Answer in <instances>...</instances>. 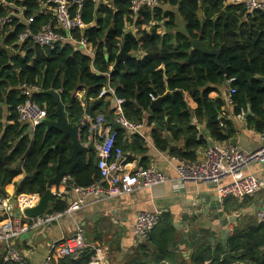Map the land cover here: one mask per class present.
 I'll list each match as a JSON object with an SVG mask.
<instances>
[{
    "label": "trees",
    "instance_id": "trees-1",
    "mask_svg": "<svg viewBox=\"0 0 264 264\" xmlns=\"http://www.w3.org/2000/svg\"><path fill=\"white\" fill-rule=\"evenodd\" d=\"M45 1L0 0V17H6L11 10L23 11V16L12 17L10 24H0V196L6 195L5 187L22 172L25 178L17 186V195L42 196L56 174V166L60 171L71 167V137L56 147L60 132L40 124L30 133L29 124L18 120L17 108L28 99L46 109L47 119H56V105L46 91L59 92L71 125L79 126L85 112L93 116L105 114L112 123L116 116L112 101L99 98L109 83L117 97L125 100L126 118L151 128L155 148L188 162L197 161L211 140L224 143L232 134L231 123L221 124L225 101L210 98L218 86L229 84L235 90L231 98L235 114H241L249 105L253 114L250 122L258 133L264 130V84L256 78L264 77V12L249 13L227 0H159L157 7L142 10L130 29L131 0L88 2L81 10L86 28L76 31L74 37L85 38L96 47L91 57L70 42L55 50L32 41L18 43L26 29L36 33L54 20L51 12L39 14ZM199 12L203 14V24ZM222 12L225 15L218 18ZM29 19L30 25L26 23ZM159 28L163 32L158 33ZM190 38L200 39L209 50L219 49L220 65L216 57L193 51ZM122 44L128 55L144 56L128 59L110 70ZM27 87H38L40 92L24 95L25 90H30ZM78 91L83 92L82 101L75 97ZM186 93L197 104L194 111L186 101ZM161 97L163 111H152L151 103ZM89 101L94 102L92 107L87 105ZM193 118L205 123L209 140L196 130ZM180 127H187V144ZM87 132V128L80 131L83 143L88 140ZM132 138L129 143L126 131L117 130V146L123 148L128 161L143 155L140 164L148 167L145 139L139 134ZM100 179L95 151L81 153L72 176L74 185L89 187ZM63 200L56 199L47 212L66 211L68 204ZM174 234L171 216L163 215L150 239L139 244L124 264H178L169 251ZM226 254L231 255L232 263L264 264V220L251 217L247 223L238 222L225 242L200 243L191 263L231 264L224 258ZM93 255L88 250L77 259L55 256L53 264H90ZM0 264L17 263L5 262L1 257Z\"/></svg>",
    "mask_w": 264,
    "mask_h": 264
},
{
    "label": "built area",
    "instance_id": "built-area-1",
    "mask_svg": "<svg viewBox=\"0 0 264 264\" xmlns=\"http://www.w3.org/2000/svg\"><path fill=\"white\" fill-rule=\"evenodd\" d=\"M100 0H47L40 6L39 14L51 12L54 20L43 26L38 32L26 29L18 37V43L32 41L34 44L55 50L64 42H70L79 47L82 51L94 57L96 47L85 38L77 40L74 37L76 31L82 32L86 25L81 18V10L88 3H99ZM4 3V1H2ZM228 4L241 5L249 13L264 12V0H227ZM160 5L159 0H131L130 18L133 20L129 24L132 29L138 20L139 13L146 8H155ZM23 11L11 10L6 17H0V24L7 25L12 22V17H22ZM28 25L31 19L26 20ZM113 65L110 70H113ZM109 76V74H107ZM235 81L231 79L230 82ZM24 95L39 93L40 88H26ZM235 93L230 89V95ZM75 97L80 101L83 99V92L78 91ZM109 97L114 101L115 118L113 124H119L121 129L127 133V137L139 134L144 139L143 131L145 124H134L130 122L124 114L125 100L117 97L116 89L109 83L102 88L99 98ZM85 102L82 105L85 107ZM18 120L23 124H29L34 129L47 119V111L28 99L17 108ZM193 124L201 136L202 127L200 123L193 119ZM110 127V126H109ZM88 129V145L94 142L97 154V167L100 173V181L89 187H77L70 182L69 177L62 180L59 192H54L56 199H63L69 192L74 191L80 195V199L72 202L66 211L62 213L44 215L29 219L23 214L27 208L36 206L41 196L38 194H21L16 197L0 196V242L5 245L2 258L5 262L23 264V256L14 246L13 241L20 239L31 231H35L59 218L70 215L79 210L83 204V199L88 197L106 198L118 197L130 194L136 190L153 188L164 185L170 178L160 171L156 166L144 167L141 164L129 162L122 147L117 146V130L111 126L107 127V118L104 115L93 116L88 112L84 113L79 124V130ZM260 146L254 151H244L234 145H222L216 142H209L203 150L202 157L195 162H188L172 156L175 163L177 180L180 183L202 184L208 183L215 186L217 199L223 202L226 198L242 200L249 196H254L264 189V180L258 178L247 170L252 165H264V130L259 133ZM164 211L162 209L153 212L142 211L137 213L133 234L141 242L150 239L153 231L159 225ZM259 221L264 220L263 211L258 213ZM92 251L94 255L90 264H107L104 251L86 242L85 233L82 228H77L74 235L61 240L54 241L47 253L44 264H53V258L72 257L77 259L85 251Z\"/></svg>",
    "mask_w": 264,
    "mask_h": 264
},
{
    "label": "crops",
    "instance_id": "crops-1",
    "mask_svg": "<svg viewBox=\"0 0 264 264\" xmlns=\"http://www.w3.org/2000/svg\"><path fill=\"white\" fill-rule=\"evenodd\" d=\"M161 32L163 29L159 28L158 33ZM136 54L138 58L144 56V53ZM185 97L189 107L194 111L197 104L192 96L186 93ZM210 98H220L225 101L220 118L221 124H232L231 136L220 144L234 145L244 151L257 150L260 146L259 133L250 122L253 115L250 106L248 105L241 114H235L236 105L231 100L229 84L218 86L217 91L210 94ZM106 100H111L114 108L113 99L107 97ZM84 104L87 107L86 103ZM87 105L92 107L94 102L89 101ZM101 115L105 116V114ZM198 122L202 127L203 137L209 140L210 136L205 123ZM109 126L114 128L113 121L111 123L107 119V127L110 128ZM150 131L151 128L145 126L143 135L147 147L144 155L147 158L146 164L156 166L170 178V181L164 185L136 190L113 198L104 196L84 198L79 210L35 230L34 235L29 239L13 241L16 249L23 256V264H44L50 245L56 240L74 235L77 228L84 230L87 243L104 251L107 264H124L142 243L133 234V224L137 213L153 212L158 209H162L164 215L171 216L172 226L175 229L169 251L176 256L178 264H193L191 258L200 243L225 242L238 222L247 223L251 217L259 220V208L264 206V189L254 196L244 198L245 200L226 198L223 202H219L215 186L212 184L180 183L177 180L175 163L171 160L172 156L155 148ZM127 138L129 143L133 141L132 136ZM211 142L214 141L211 140ZM84 144L86 145L87 142ZM202 154L203 151H200L199 156L202 157ZM142 156L131 162L140 164ZM18 167L22 168L21 165ZM247 172L264 180V165H252ZM24 178V172L14 178L12 183L5 187L6 195L18 196L17 186ZM80 197L71 191L65 195L63 201L69 206ZM238 205L243 207L239 208ZM4 248L5 245L0 242V259Z\"/></svg>",
    "mask_w": 264,
    "mask_h": 264
},
{
    "label": "water",
    "instance_id": "water-1",
    "mask_svg": "<svg viewBox=\"0 0 264 264\" xmlns=\"http://www.w3.org/2000/svg\"><path fill=\"white\" fill-rule=\"evenodd\" d=\"M224 15H225V12H222L218 18H221ZM198 16H199V21L201 22V24H203L204 23L203 14L201 12H199ZM190 42H191V46H192L193 51H198V52H201L203 54L216 57V64L220 65L219 61H218V57L220 54L219 49H216L215 47H213L210 50L207 49L200 39L190 38ZM136 58H138V55L137 54L128 55L124 51L123 44H122L121 50L117 55L116 62L114 64L113 68L116 69L120 63L126 62L128 59H136ZM222 69L224 72H226L225 68L222 67ZM256 78L264 84V77L257 76ZM44 93L46 95L51 96L54 100V103L56 105V111H55L56 119L53 121L49 120V119H45L44 121H42V124L48 130L55 129L62 134L61 138L56 143V147L60 146L61 143L66 138L71 137V139H72V153H71L70 160H71L72 164H71V167L68 171H60L59 166H56V174L54 177H52L49 180V182L47 184L46 192L44 195L41 196L39 203L36 206H34L32 208H27L23 211L24 216L26 218H29V219H33V218H37L39 216H42L48 211L50 204L54 203L56 200L54 192L60 191L62 180L65 177H69L71 184L74 185V181L72 180V176H73V172H74L75 167L79 163V155L81 153H88L89 151H95L94 142L92 141L88 145H85L80 139L79 126L71 125L69 123L68 117L66 114V110H65V107L61 101L59 92L54 91V90H50V91H46ZM162 101H163V97L155 99L151 103L150 109L152 111H155V110L163 111ZM113 125H114V129H116V130L121 129V126L119 124L114 123ZM180 128L184 131V142H185V144H187V142H188L187 127H180ZM33 131H34V128L29 126V132L32 133ZM262 211H263V207H260L259 212H262ZM34 233H35L34 231H31L26 235H22L20 239H22V240L29 239L34 235ZM224 258L228 259V261H230L231 264H237V263H232L230 254H226Z\"/></svg>",
    "mask_w": 264,
    "mask_h": 264
}]
</instances>
